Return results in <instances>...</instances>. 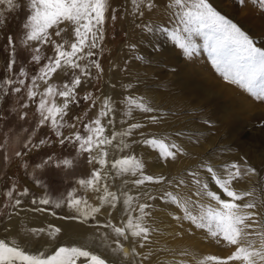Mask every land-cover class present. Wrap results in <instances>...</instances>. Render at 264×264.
<instances>
[{"label": "snow or ice", "instance_id": "6c2138e0", "mask_svg": "<svg viewBox=\"0 0 264 264\" xmlns=\"http://www.w3.org/2000/svg\"><path fill=\"white\" fill-rule=\"evenodd\" d=\"M130 4L129 14L137 19L157 6L155 0H130ZM259 5L264 9V0H259ZM27 6L30 14L23 25L27 29L23 43L27 45L29 42H38L41 46H52V55L45 58L47 62L40 67L37 75L31 77V83L27 85L30 101H35L38 95L41 97L37 105V112L41 116L39 124L43 126L50 121L61 145L66 142L76 145L78 153L88 154L89 164L99 165L93 168L87 179L77 181L82 188L99 193V206L90 205L87 199L77 196L75 189L69 191L64 199L53 201L45 196L39 200L34 198L31 203L54 205L55 208L66 205L76 213L71 219L79 220L81 224L96 220L102 208L108 212V216L112 215L108 209L120 208L124 213L122 224H114L109 219L103 225L97 221L96 227L111 230L116 245V248L111 249V254L121 258V264H264V176L246 160L243 163H225L219 168L202 164L201 168L210 175L215 190L198 171L189 172L190 179L187 181H172L163 175L145 174L143 160L135 154H125L130 147L128 138L143 128V125L121 120V127L117 129L114 103L108 96L104 97L97 117L84 124L87 135L74 131L71 135L64 136L60 130L65 127L63 117L68 114L69 105L79 104L77 89L91 80L93 69L97 77L103 73L98 56L103 50L101 45L104 41V25L109 15L113 21L117 18L116 9L111 6L110 0H28ZM21 7L18 0H0V18ZM166 7L178 18L179 25L171 31L170 38L185 54L192 55L197 48L194 37H202L212 63L224 81L245 90L256 100L264 101V49L256 46L245 31L217 11L209 0H168ZM6 23V18L0 19V25ZM141 27L142 30H153L146 24ZM69 35L72 39L68 38ZM54 37L61 39L58 42ZM8 45L12 47V51L6 71L11 72L15 63V46L11 36L8 37ZM35 51L39 53L41 48L37 47ZM41 59L40 55L32 57L36 63ZM60 74L69 76L62 90L49 84L53 75ZM19 76L27 77L23 68L20 69ZM38 80L47 85L43 93L34 90L39 88ZM16 83L20 86L11 87ZM24 86L25 79L17 81L6 76L0 82V99L8 96L9 90L12 93H20ZM56 95L63 98L62 106L58 107L54 103L49 106L48 97ZM83 99L88 101L92 96L89 93ZM124 103L125 117H131L134 110L142 113L154 111L143 97L138 98L130 94L125 97ZM90 107H96L95 100ZM57 116L60 117L59 121ZM21 118L23 119V116ZM74 119L79 120L78 117ZM147 119L152 123L157 121L156 116ZM68 127L76 128V124ZM140 136H143L142 132ZM44 143V140L40 141L41 145ZM132 143L143 144L153 150L158 149L160 158L164 160H175L184 151L177 144L156 137L132 140ZM16 155L21 153L17 152ZM51 162L52 158L49 157L44 163ZM61 165L71 167L72 161L65 159L55 163L56 167ZM246 179L254 185L249 190H238L234 186L235 183ZM165 183L173 189L191 184L195 187L193 194L199 199H181L175 191L167 190L156 197L143 190L146 184ZM113 186L115 191L111 190ZM132 189L138 190L137 195L131 194ZM14 192L15 186L4 195L9 198L11 207L18 209L22 200L14 198ZM27 195V188L18 194L19 197ZM141 195L146 196L147 200L139 202ZM156 199L174 204L183 212L182 216L173 217L181 222V229L183 221H188L191 227L204 230L207 237L231 247V254L226 257L197 256L188 250L154 248L153 233L157 229L149 224L153 214L150 211L152 204L147 201ZM33 211L46 212L48 209L36 207ZM51 215L55 216L56 213L51 212ZM60 233V227L49 225L46 229H24L23 234L27 240L23 242H18L15 238L0 239V264H110L103 254L89 250L87 241L81 245L59 246L52 253L40 248L33 251L28 246V240L39 242L45 236L55 239ZM182 234V231L176 233L177 236ZM122 241H128V251ZM100 247L106 251L111 247L107 235H101ZM145 249L147 254L144 253ZM111 264L116 262L112 261Z\"/></svg>", "mask_w": 264, "mask_h": 264}, {"label": "rangeland", "instance_id": "374dc122", "mask_svg": "<svg viewBox=\"0 0 264 264\" xmlns=\"http://www.w3.org/2000/svg\"><path fill=\"white\" fill-rule=\"evenodd\" d=\"M115 1H117V4H120V1L114 0L113 2ZM18 2L22 6L19 10L8 13L6 17L0 18H6L7 20L6 25H0V82H2L6 76L13 80L18 81V79H25L26 81V86L22 87L20 93H12L11 90H9V95L0 99V236L3 238L8 235L6 233L8 228L6 223L9 222L11 218L9 215L12 211L18 210L11 207L9 198L4 195L6 191L15 186L13 196L14 198L18 197L22 200V204L19 207L20 209L22 207L24 209L35 208L36 205L31 203L34 198L39 200V197L44 198L46 196L53 201L64 199L67 197V193L73 189H75V194L77 196L87 199L86 195L90 189L87 190V188H82L77 181L79 179H87L93 168H95L94 164L88 163L87 153L81 154L77 152L76 145L67 142L63 145L59 143V138L56 136V130L51 127L50 122H46L43 126L39 124L41 116L37 112V105L41 97L37 96L35 101H30L28 99L27 85L31 83V77L37 75L40 67L47 62L45 58L52 55V46H41L38 42H29L27 45L23 43L27 32V29H25L23 25L26 22L27 16L30 14V9H28L27 6L28 0H18ZM222 5L221 10L219 9L218 11L245 31L256 46L264 49V22L262 21V17L264 18V9L260 8L259 0H222ZM116 17V20L113 21L109 15V18L106 19L104 25V41L101 45L103 50L98 56L103 68V73L97 77L96 71L93 69V77L91 80L83 83L82 86L77 89V99H79V104H70L68 114L63 117L65 127L60 130L63 132L64 136H69L74 131H79L82 135H87L84 129V124L90 123L96 118L94 112L96 113V109L99 106L98 102L100 93L106 80L104 78L105 71L112 59L116 65L115 69L119 70L120 61L114 59V57L118 47L126 41L127 36L126 30L120 20L121 13L119 10H116ZM165 32L167 36H170L169 30L165 29ZM9 36L12 37L15 46V63L13 64L11 72L6 71L7 64L10 60V53L12 51V47L8 45ZM54 39H57L59 42L61 38L54 37ZM196 41H198L197 44L200 47H203L201 48L202 50H200L198 46L199 52L202 55L200 56V64L205 62L204 72H199L200 74L198 75H200V78H208L210 81L218 84H216L217 87L213 90V93L217 96L216 101L218 103L223 104L224 101H228L227 99H229V96L236 98L237 103H235V111L241 116L240 119L242 122L238 129V136H236L238 138L228 140L230 136L226 135L225 128L224 130L211 135V138L215 142L217 141V145L214 148L208 147V149L201 151H183V153L178 155L175 160L171 161L176 164L185 159L186 161L191 160L193 161V164L187 163L183 168L189 169L192 165H195L194 167L196 169L197 167H201L202 164H211L214 167L219 168L223 164L231 163L233 161L243 163L242 161L235 160L239 157L242 159L241 155L249 156V154H258L259 156L264 157V150L259 149L258 151H255L256 148L253 146L255 141L250 137L254 133L259 134L260 130L264 131V118L257 117L259 114L264 113V101L256 100L245 90L224 81L216 71L208 50L206 49L207 52L204 50V41H201L200 39ZM37 47L41 48L39 53L35 51ZM180 51H182V49ZM34 55H40L42 57L39 63L32 60ZM183 55L180 59L185 60ZM196 56L198 55L196 54ZM203 57L206 61H202ZM21 68L26 71L27 77L19 76ZM61 78L62 80L60 82L52 80L49 81V84H53L59 90H62L63 84L69 79V76L62 74ZM40 82L41 81L39 80L37 81V83ZM229 85L231 88H234L235 91H227ZM19 86L20 85L16 83L11 87ZM42 88L39 89L41 90ZM38 93H41V91ZM89 93L91 94L92 99L85 101L83 97ZM56 97L59 96L56 95ZM93 100H95L96 107H90ZM25 105L27 106L25 107ZM211 111L212 108L210 106H200L182 111L173 110L170 112L171 115L174 117L176 116L173 121H167L169 123V133L172 135L170 142L175 143L176 140L180 138L177 142L183 144L187 138L181 136L180 133H184L187 136H190V133H192L193 136L196 135V137H198L196 140L205 146L207 135H202V133L208 134L211 130L214 133V129L217 126L212 119L207 117L206 121H202V126H206V132L203 129L199 134L200 131L196 130V128H193L192 130L188 128L190 125H194L201 121V117H199L200 115L210 113ZM22 116L23 119L21 118ZM76 117H78L79 120H75L74 118ZM57 119L59 121L60 117L57 116ZM71 124H76V128L68 127V125ZM181 126H183V128ZM254 127H259V129H255ZM233 130H235L234 127ZM41 140L45 141L42 145L40 144ZM240 140L247 142V147L244 150H237L234 148V143ZM33 145H39V147H32ZM229 149H232L233 151H229ZM17 152L21 153V155L17 156ZM187 154H189V156ZM221 154H226L228 160H218L223 158ZM49 157L52 158V162L45 164L44 162L47 161ZM212 157L215 158V161L210 162ZM65 159L72 161L71 167H65L63 165L60 167L55 166V163L61 162ZM242 160H246L248 164L252 163L257 169V172L260 173L261 176H264V169L261 168V166H258L253 158L246 156ZM183 172H186V170L180 169L179 173L175 174L174 177L183 175ZM204 176L206 182L211 184L212 187L211 185L210 187L215 190V185L212 182L210 175L206 173V170L204 171ZM189 179L190 178L188 177V179L185 180L187 181ZM252 179L254 180L255 178ZM241 183H249V181L246 179ZM238 184L235 183L234 186L238 190H242ZM251 185L254 186L253 184ZM25 188L28 189V195L19 197L18 194ZM192 188L193 185L189 184L188 186H180L175 189L183 196L187 197L188 194L186 193ZM190 197L194 201L199 199L196 198L195 195ZM12 202L14 203V200ZM41 207L47 208L51 212H55L58 217L67 219H71V217L76 214L66 205H63L60 208H55L54 205H41ZM49 213L45 212L44 214ZM172 215L175 216L178 214L177 212H173ZM41 220L46 222L47 218L44 217L41 218ZM90 222L94 224L93 220H90ZM190 231L192 233L195 232L196 234L200 233L202 238H208L204 230L190 226ZM96 237L101 238V236ZM196 238L200 237L197 235ZM162 239L164 241L168 240V233H163ZM211 241L213 247L218 246L219 249L222 248L228 250L231 254V251L233 250L231 247L226 246L224 243H217L212 239ZM158 243L159 244H156L153 247H163L168 250H188L191 252L189 248L167 246L160 241ZM212 251H216V249H213Z\"/></svg>", "mask_w": 264, "mask_h": 264}, {"label": "bare ground", "instance_id": "6f19581e", "mask_svg": "<svg viewBox=\"0 0 264 264\" xmlns=\"http://www.w3.org/2000/svg\"><path fill=\"white\" fill-rule=\"evenodd\" d=\"M113 1L110 0V4L113 8L120 11V20L126 30L127 38L126 41L118 47L114 57V59L120 61L119 70L115 69L116 65L113 59L109 66H107L104 77L106 80L100 93L98 102L99 106L96 109V113L94 112V115L96 114L95 116L97 117L104 97L108 96L111 97L114 103L117 129H120L121 127V120H126L127 123L139 122L143 125V128L137 130L132 137L128 138L127 142L130 144V147L125 154H135L138 158L142 159L145 164V174L154 176L163 175L167 176L166 178L172 181H178L180 179H188V171H198L200 172L201 177L205 179V169L201 167L195 169V165H192L189 169L183 168L187 163L193 164V161H186L185 159L184 161H179L175 164L171 159L164 160L160 158L158 149L153 150L143 144L132 143V140L156 137L158 139H165L166 142L171 143L170 138L172 135L169 133V123L167 121H173L176 116L174 117L170 112L173 110L182 111L193 107L210 106L212 111L200 115L199 117H201V121L194 125H190L188 128L190 130L196 128V130L200 131V134L203 129L204 131L206 129V126H202V121H206L207 117L212 119L217 126L214 129V133L212 130L208 134L202 133V135H207L205 146L200 144L199 141L196 140L198 137H196V135L193 136L192 133H190V136L180 133L181 136L186 137L187 140L184 141L183 144H179L177 140L180 138H178L175 144L180 146L184 151H201L208 149V147L214 148L217 145V141L215 142L211 138V135L216 134L225 128L226 135L230 136L228 140L238 138L236 136H238V129L242 120L240 119L241 116L238 115V112L235 111V103H237L236 98L229 96V99H227L228 101H224L223 104L218 103L216 101L217 96L213 93V90H215L214 88H216L218 84L216 83V85L215 82L210 81L208 78H200V75H198L200 74L199 72L203 73L205 69V62L200 64V56L202 55L199 52V49L202 50L201 48L203 47H200L197 44L198 41H196L198 39L203 41L202 37H194L197 48L192 55L189 56L184 52L182 53L183 50L180 51L181 49L171 38H169L170 36H167L165 29L169 30L171 33L173 29H176L179 26L178 18L174 17L172 12L166 7L168 0H155L157 5L156 8L150 12H146L140 19L129 14L131 11L130 0H128L127 3L126 0H118L120 1V4H117V1ZM209 3H211L217 11L219 9L221 10V6H223L222 0H209ZM262 21L264 22L263 17ZM145 24L151 26L153 30H142L141 26ZM70 32L71 29H69V33ZM68 38L72 39L70 35ZM204 50L206 51V47ZM196 54L198 56H196ZM182 55L185 57V60L180 59L182 58ZM202 61H206L204 60V57ZM61 75L62 74L53 75L52 79L49 81L56 80L60 82L62 80ZM38 84L40 85L39 88H43L41 90L39 88L34 90L43 93L47 85H45L43 81ZM227 89V91L230 92L231 90L235 91L230 85ZM130 94L138 98L143 97L149 106L154 108V111L152 113H142L138 110H134L131 117H125L124 113L126 108L124 99ZM53 103L58 107L62 106L63 98L56 96L48 97V105L50 106ZM150 116H156L157 121L155 123L150 122L147 119V117ZM257 117L264 118V113L259 114ZM124 126L126 127V124ZM181 127L183 128V126ZM233 127L235 130H233ZM254 128L259 129V127ZM141 132L143 133V136H140ZM250 137L255 141L253 144L254 148H256L255 151H258L259 149L264 150V131L260 130L259 134L254 133ZM234 144V148L237 150H244L247 147V142L242 140L237 141ZM229 151L233 150L229 149ZM187 155L189 156V154ZM221 156L223 158L218 160H228L226 154H221ZM241 156L242 159L246 156L253 158L258 166H261V168L264 169L263 156H259L258 154ZM242 159L239 157L235 160L243 162ZM212 161H215L214 157L210 159V162ZM250 165L254 167L252 163H250ZM94 167H99V165L94 164ZM180 169L186 170V172H183V175L181 176L174 177L175 174L179 173ZM210 185L211 184H209V186ZM238 185H240L242 190H249V188L252 187L250 183L239 182ZM121 187L123 186L121 185ZM111 190L115 191V186H113ZM143 190L156 197H159L166 190L175 191L181 199H188L190 196L194 195L195 187L193 186V188L186 193L189 195H187V197L183 196L179 191L173 189V187L167 183L163 185L146 184ZM137 192V189L131 190V194L133 195H137ZM98 195L99 193L90 190L86 195L88 203L93 206H99ZM40 198L42 197H39L38 199ZM145 200H147V197L141 195L139 202H144ZM147 202L152 204L150 211L153 214L149 220V224L157 229V231L153 233V240L155 241L154 245L159 244L158 242L160 241L167 246L189 248L191 253L197 256L217 255L220 257H226L230 255L228 250L222 248L219 249L218 246L213 247L211 244L212 241L209 237L205 239L201 237L200 233H192L188 221H183V229H181V222L174 220V215H172V213L177 212L178 215L175 216H182L183 212L174 204H167L160 199L148 200ZM36 207H41V205H36L35 208ZM33 209L34 208L24 209L22 207L21 209L18 208V210L12 211L9 215L11 218L9 222L6 223L8 226L6 233L8 235L5 238L0 236V239L11 240L15 238L18 242H23L27 240L23 234L24 229H46L49 225H53L60 227L61 233L55 239L45 236L43 239L39 240V242L28 240L27 243L31 250L35 251L37 248H40L45 252L52 253L59 246L81 245L87 241V247L89 250H94L97 254H103V256L109 260L110 264L112 261H115L116 264H121V258L111 254V249L116 248V245L113 242L115 237L111 234V230L105 228L97 229L96 227L97 221L103 225L109 219L117 225L122 224L123 220L121 218L124 216V213L120 208L116 210L108 209V211L112 212L111 216H108V212L102 208L101 213L97 215L96 220H93L94 224H92L90 220L88 224H81L79 220L67 219L56 215L53 216L49 213L51 212L49 210L46 211V213L49 214H44L45 212L33 211ZM44 217L47 218L46 222L41 220V218ZM181 231L183 234L177 236L176 233ZM165 232L168 233L169 239L164 241L162 239V234ZM101 235L108 236L111 247L107 251L105 248L100 247L101 238L96 237ZM197 235L200 238H196ZM122 243L124 244L125 250L128 251V241H122ZM213 249H216V251H212ZM144 253L147 254V249L144 250Z\"/></svg>", "mask_w": 264, "mask_h": 264}]
</instances>
